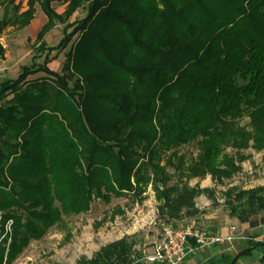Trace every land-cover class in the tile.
I'll list each match as a JSON object with an SVG mask.
<instances>
[{"label": "trees", "instance_id": "16d2710c", "mask_svg": "<svg viewBox=\"0 0 264 264\" xmlns=\"http://www.w3.org/2000/svg\"><path fill=\"white\" fill-rule=\"evenodd\" d=\"M36 1L50 21L58 18L51 1H68L70 16L87 5L46 47L64 49L78 33L62 75L44 55L0 83V225L11 220L0 264L62 216L88 211L94 199L138 197L149 183L167 224L193 216L197 190L182 182L175 153L183 144L196 142L194 165L213 174L224 146L252 138L264 147V0H28L22 12L0 0V35L26 26ZM39 71L48 76L27 79ZM244 117L252 131L239 125ZM234 198L248 212L264 209L261 192ZM132 249L125 238L78 264H139Z\"/></svg>", "mask_w": 264, "mask_h": 264}, {"label": "rangeland", "instance_id": "374dc122", "mask_svg": "<svg viewBox=\"0 0 264 264\" xmlns=\"http://www.w3.org/2000/svg\"><path fill=\"white\" fill-rule=\"evenodd\" d=\"M27 1L15 0V3L21 4L20 12L27 9ZM86 5L84 3L70 16L68 1H51L50 7L58 18L54 17L50 21L36 1L26 26L5 28L0 35L4 50L0 56V83L16 79L23 66L42 63L44 55L50 59L47 67L62 75L66 53L78 33L72 36L64 49L57 47L49 50L46 47H55L60 43L70 22L84 16ZM43 47V56H39ZM44 76L48 75L39 71L30 74L27 79ZM11 97L10 93L7 99ZM239 125L252 131L249 117H244ZM175 151L177 156L183 158L185 177L182 182L197 190L193 199L197 213L188 216L183 211L179 219L170 220L171 224L178 226L194 222L210 231L216 228L221 235L233 226L236 236L229 244H219L217 264H223L228 258L251 247L250 254L240 256L235 264H264V243L257 244L264 242V209H258L256 213L248 212L247 207L234 198L238 193L251 191L264 194V147H256L252 138L248 139L246 145L224 146L216 158L214 174L201 172L194 165L199 154L196 142L183 144ZM177 162V159L173 161L174 164ZM167 171L174 175V167L167 166ZM175 179L173 177L172 182ZM159 205L150 183L138 197L127 194L120 197L110 195L108 200L94 199L88 211L62 216L59 223L48 228L40 239L30 240L22 252L7 264H78L82 260L92 259L101 248L125 238L133 243L134 262L149 264L143 256L151 251L162 224H167L166 215L159 210ZM241 216L247 220L243 221ZM10 225L11 220L3 227L0 225V240L11 232Z\"/></svg>", "mask_w": 264, "mask_h": 264}, {"label": "built area", "instance_id": "2783aa9c", "mask_svg": "<svg viewBox=\"0 0 264 264\" xmlns=\"http://www.w3.org/2000/svg\"><path fill=\"white\" fill-rule=\"evenodd\" d=\"M235 236L233 226L221 235L201 228L194 222L178 226L162 224L157 240L143 259L149 264H182L195 251L232 241Z\"/></svg>", "mask_w": 264, "mask_h": 264}, {"label": "crops", "instance_id": "0c3cea01", "mask_svg": "<svg viewBox=\"0 0 264 264\" xmlns=\"http://www.w3.org/2000/svg\"><path fill=\"white\" fill-rule=\"evenodd\" d=\"M211 231L218 233L216 228ZM225 244H229V242H225ZM219 246V244H216L211 247L199 249L192 253L182 264H217L220 254Z\"/></svg>", "mask_w": 264, "mask_h": 264}]
</instances>
